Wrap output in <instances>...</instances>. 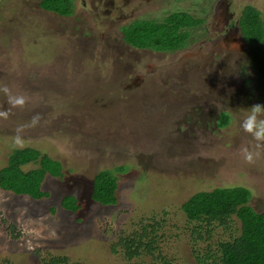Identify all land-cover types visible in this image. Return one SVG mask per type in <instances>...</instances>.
<instances>
[{
  "label": "rangeland",
  "instance_id": "374dc122",
  "mask_svg": "<svg viewBox=\"0 0 264 264\" xmlns=\"http://www.w3.org/2000/svg\"><path fill=\"white\" fill-rule=\"evenodd\" d=\"M72 3L60 16L37 0H0V86L26 98L12 107L0 93V109L10 112L0 118V167L21 148L13 138L26 125L23 147L60 168L45 175L40 199L0 189V264H133L110 245L153 222L160 226L145 231L155 264H196L193 248L207 245L218 255L226 233L207 235L180 205L196 190L242 185L251 208L264 210V153L244 160L242 148L255 141L240 128L248 108L264 104V0ZM246 5L259 12L263 41L242 38ZM173 11L201 19L184 45L164 51L125 42L126 23L169 21ZM229 29L232 39L216 38ZM219 112L227 125L216 126ZM38 158L21 168L38 166ZM101 169L116 176L113 204H99L105 196L91 188Z\"/></svg>",
  "mask_w": 264,
  "mask_h": 264
},
{
  "label": "trees",
  "instance_id": "16d2710c",
  "mask_svg": "<svg viewBox=\"0 0 264 264\" xmlns=\"http://www.w3.org/2000/svg\"><path fill=\"white\" fill-rule=\"evenodd\" d=\"M37 4L41 9L43 8L42 10L54 12L60 16L70 15L73 7L72 0H37ZM169 17L171 18L169 21L133 19L134 21L131 20L130 24H125L127 25L125 39L123 36L122 38L137 48L172 51L184 45L185 40L191 38L189 29L201 22V19L194 20L192 16V18L186 17L184 11H173L168 15ZM238 24L241 26L240 32L245 42L263 41L259 12L253 7L244 6L238 18ZM218 114L223 117H217L216 126L227 125L228 114L225 112ZM37 157H39L38 166L26 170L21 168L23 164L36 163ZM114 169L120 170L118 167ZM109 171L110 169L99 170L93 175L91 181V188L93 189L96 184V187L103 192L102 196H105L100 200L101 205L113 204L117 200L116 176L108 175ZM47 174L51 176L60 174L58 161L33 147L14 148L9 152L6 164L0 167V189L17 195H27L31 199H40L47 194L41 186ZM107 180L109 183H105ZM64 195L68 199L73 198L71 194ZM248 196L249 189L242 185L213 186L208 190L200 189L192 192L181 203L180 208L187 221L198 222V227L204 223L207 235L215 228L226 233L224 239L216 242L218 255L209 249L208 245L202 253L193 248L196 264H264V210L254 211L247 202ZM79 206V203L75 204L72 210L76 211L80 208ZM233 218L237 220V225H234ZM155 225L158 227L160 223L143 225L141 231H134L130 236L120 237L117 242L111 243V250L122 253L124 259H134L133 264H155L159 256L154 254L148 231H145L149 226V232L153 233ZM10 228L13 227L10 226ZM196 234L195 238H199V234ZM52 260L46 263L52 264ZM146 260L149 262L147 263Z\"/></svg>",
  "mask_w": 264,
  "mask_h": 264
},
{
  "label": "clouds",
  "instance_id": "9594fccd",
  "mask_svg": "<svg viewBox=\"0 0 264 264\" xmlns=\"http://www.w3.org/2000/svg\"><path fill=\"white\" fill-rule=\"evenodd\" d=\"M0 93L7 97V103L12 107H23L26 98L23 95H12L7 85L0 86ZM10 112L8 109H0V118L7 119ZM40 120L39 115H35L31 119V125L35 126ZM26 125H20L17 129V135L13 138V142L18 147L24 146V140L20 133L23 132ZM240 128L249 134L255 144L252 148H242V155L246 162L252 163L254 158H258L264 153V104L256 103L248 108L247 114L240 123Z\"/></svg>",
  "mask_w": 264,
  "mask_h": 264
},
{
  "label": "flooded vegetation",
  "instance_id": "af4514ba",
  "mask_svg": "<svg viewBox=\"0 0 264 264\" xmlns=\"http://www.w3.org/2000/svg\"><path fill=\"white\" fill-rule=\"evenodd\" d=\"M234 29H229V30H226V32H224L223 34H216V38L217 39H219V40H228V38L229 39H232L233 37V33H234V31H233ZM232 35V36H231ZM122 37V36H121ZM227 38V39H226ZM130 45V44H129ZM131 46V45H130Z\"/></svg>",
  "mask_w": 264,
  "mask_h": 264
}]
</instances>
